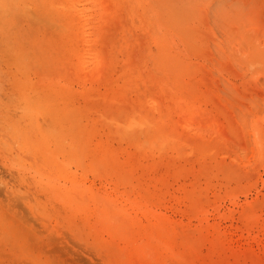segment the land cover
Returning a JSON list of instances; mask_svg holds the SVG:
<instances>
[{
    "label": "rangeland",
    "instance_id": "1",
    "mask_svg": "<svg viewBox=\"0 0 264 264\" xmlns=\"http://www.w3.org/2000/svg\"><path fill=\"white\" fill-rule=\"evenodd\" d=\"M0 264H264V0H0Z\"/></svg>",
    "mask_w": 264,
    "mask_h": 264
}]
</instances>
